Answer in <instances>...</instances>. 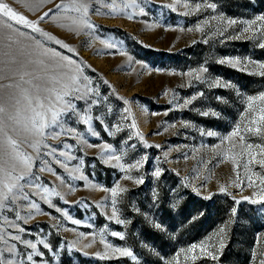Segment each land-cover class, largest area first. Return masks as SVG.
<instances>
[{
  "label": "rangeland",
  "instance_id": "obj_1",
  "mask_svg": "<svg viewBox=\"0 0 264 264\" xmlns=\"http://www.w3.org/2000/svg\"><path fill=\"white\" fill-rule=\"evenodd\" d=\"M7 2L29 19L36 20L49 9H55L60 0L46 3L35 14L24 6L31 0ZM214 2L217 4V12L227 18L243 21L264 14V0ZM170 3L172 0H151L147 4L148 15L133 20L123 16H91L92 22L98 27L99 38L115 42L126 55H120L114 49H105L99 40L93 41L89 46L88 37H76L50 20L46 19L40 24L45 31L75 48L79 53L75 59L90 65L86 68V74L99 87L102 100L107 97L106 101L94 109V115L102 116L105 123L113 129L116 124H120L123 129L112 137L104 132L99 123L94 122L100 138L87 135L88 141L95 145L107 142L118 154L124 153L126 162H133L145 155L148 157L143 168L130 173L144 177L145 183L137 186L131 181L122 180L123 174L117 168L98 158L101 151L99 147L77 146L83 147L82 152L74 150V154L85 159L83 171L89 183L86 185L84 181H70L75 186L74 193H69L66 186L59 188L65 193L68 203L55 199L54 202L67 211L71 218L81 221V224L73 225L70 220L42 204L44 211L52 213L57 219L37 215L23 225L28 230L26 239L35 241L43 238L51 244L55 256L41 248L50 264H57V261L58 264H132L130 258L101 260L94 255L97 251H104L99 242V234L102 232L109 242L131 248L139 264H168L169 261L175 264L176 253L180 248L205 241L210 245L216 244L219 228L229 219L234 222L228 226L226 247L219 261L198 258L195 264H259V259L264 258V211L261 210L264 206L251 205L243 200L235 205L231 196L219 193V184H229L235 174L231 164L223 162L217 155L222 149L215 147L221 143L220 138L232 131L237 123H246L240 119L246 110V97L264 92V78L248 75L245 71L232 69L227 65H219L215 61L219 58L239 57L264 62V49L257 46V41L244 38L236 40L218 37L205 44L201 33L186 30L181 32L179 28L194 27L198 20L204 19L210 12L185 17L180 14L184 11L182 7L177 12L164 7ZM153 23L158 27L150 29L148 25ZM211 23L215 24L214 21ZM243 26L237 24L229 32L234 35ZM50 46L73 56L54 44ZM201 65L209 68L212 78H220L233 87L209 88L206 84L195 81L189 86L190 78L180 73ZM173 72L177 74H169ZM104 80L108 81L107 85L103 83ZM201 91L204 96H198L188 108L177 109L176 102L173 105L168 103L173 93L178 98L177 102L182 103L184 98H190ZM117 97L130 103L125 105ZM108 107L112 109L110 113L107 112ZM125 108L130 109V115L124 112ZM165 111H168L167 115H164ZM203 112H208L209 115L204 116L201 114ZM213 112L217 115L213 116ZM132 119H135L147 143L160 145V148L143 146L134 136L135 130L129 126ZM182 122L190 126L184 127ZM172 124L176 127H170ZM79 127L84 129L85 126ZM201 129L205 133L213 131L217 135L202 136ZM158 132L162 134L157 135ZM251 139L257 140L255 137ZM67 142L75 144L73 140ZM77 163L78 161H72L70 166ZM157 168L162 170L158 179L152 176ZM56 170L67 176L59 167ZM41 175L44 182H50L52 186L60 184L51 174ZM185 180L190 186L185 187ZM117 182L129 189L123 196V203L118 204L122 218L131 220L126 228L107 219L111 215L110 207H96V204L110 199V192L101 191L100 188L110 189ZM91 185L97 187L93 188ZM193 186L200 188V196L193 192ZM229 191L236 199H241L238 189L229 186ZM154 192L156 197L153 196ZM251 192V189L246 188L243 195L249 196ZM210 193L213 194L212 199H203L204 195ZM130 205L139 208L140 214L133 212ZM234 206L237 208V215L231 217V208ZM57 221L58 232L53 227ZM154 223H160L164 231L156 229ZM105 226L107 232L104 231ZM0 227L6 226L0 224ZM65 228L71 230L65 231ZM110 231L124 232L125 240L111 237ZM79 233L85 235L81 237ZM93 240L95 243L91 248L79 250ZM73 241L76 242V248L69 251L67 245ZM179 264L193 262L190 257L186 261L181 254Z\"/></svg>",
  "mask_w": 264,
  "mask_h": 264
},
{
  "label": "snow or ice",
  "instance_id": "obj_2",
  "mask_svg": "<svg viewBox=\"0 0 264 264\" xmlns=\"http://www.w3.org/2000/svg\"><path fill=\"white\" fill-rule=\"evenodd\" d=\"M51 2L52 0H31L24 6L35 14L46 3ZM150 2L151 0H60L55 9H49L36 20H32L17 11L7 0H0V224L6 226L0 227V245H2L0 246V264H50L45 257V251L41 248L55 256L56 253L51 244L43 238H37L35 241L26 239L28 230L23 226L37 215H48L54 220L57 219L52 216V213L45 212L42 204L70 220L73 225L81 224V221L71 218L67 211L54 202L55 199L68 203L65 193L59 188L66 186L69 193H74L76 189L70 181H84L86 185L89 183L83 171L85 159L74 154V150L83 151V147L78 148V145L88 148L99 147L101 151L98 158L103 163L117 168L123 174L122 180L131 181L137 186L145 183L143 176H133L130 173L132 170L139 171L144 167L148 159L146 155L133 162H126L124 153L118 154L116 149L107 142L95 145L88 141L87 135L100 138L94 122L99 123L104 132L112 137L123 129L120 124H116L113 129L105 123L102 116L94 115V109L106 101L107 97L102 100L99 87L86 74V68L90 65L75 59L74 57L79 55L76 49L45 31L40 24L46 19L50 20L57 27L76 37L81 35L88 37L89 46L93 41L99 40L105 49H114L120 55H126L119 50L115 42L99 38L98 27L92 22L91 16L109 18L123 16L133 20L136 17L148 15L147 4ZM164 7H169L172 12H177L182 7L184 11L180 14L185 17L210 12V15L198 20L194 27L179 28L181 32L186 30L201 33L202 42L205 44L218 37L236 40L244 38L257 41V46L264 49V14L243 21L227 18L224 14L217 12V4L214 0H172V3ZM213 21L215 24L211 23ZM237 24L244 26L233 35L229 29ZM148 27L154 29L158 25L153 23ZM206 29H208L207 32ZM52 44L66 50L67 53H72L73 56L51 47ZM215 62L245 71L251 76L264 78V62L261 61L251 58L225 57ZM180 75H187L190 78L189 86H192V82L195 81L206 84L209 88L233 87L220 78H212L206 65L190 69ZM103 83L107 85L108 81L104 80ZM164 94L168 95L167 92ZM237 94L239 95L238 91ZM198 96H204V92L193 94L179 103L176 94L173 93L168 103L173 105L176 102L175 108L184 109L192 105ZM117 98L122 99L125 105L130 103L123 98ZM245 103L246 110L240 119L246 123H237L232 131L220 138L221 143L215 146L222 149L217 155L223 162L231 164L235 174V178L230 180L229 184H219V193L231 196L235 205H239L243 200L251 205L264 206V92L247 96ZM111 111V107H108L107 112ZM124 112L130 115L129 108H125ZM158 114L153 113V115ZM167 114L168 111H165L164 115ZM201 114L209 115L208 112ZM211 114L217 115L215 112ZM80 125L85 126L84 129H81ZM129 126L135 130L134 136L143 143L144 147L160 148V145L147 143L135 119L131 120ZM183 126L190 125L183 123ZM170 127L175 128L176 125L172 124ZM200 134L209 137L217 135L213 131L205 133L202 129ZM252 137L257 138L259 142L251 139ZM69 140L75 141V144L68 143ZM131 147L134 148L135 145ZM72 161H78V163L70 166ZM113 161L115 163H112ZM56 167L67 173V176L58 172ZM43 173L53 175L60 184L52 186L50 182H44L41 175ZM161 175L160 168L152 172V176L157 179ZM184 183L185 187L190 186L187 180ZM229 186L239 190L241 199H236V196L229 191ZM246 188L252 190L251 195H243ZM100 190L110 192V199L96 204V207H110L111 215L107 216L109 221L125 228L130 225L131 220L122 218L121 209L118 207V204L123 203V196L129 192V189L117 182L110 189L101 187ZM192 190L198 196L202 194L200 188L193 186ZM156 195L154 192L153 196L156 197ZM212 195V193L204 195L203 199L210 200ZM130 206L133 212L140 214L139 208ZM261 210L264 211V207ZM236 215L237 208L234 206L231 208V217ZM145 219L148 217L145 216ZM233 222L229 219L219 228L216 244L210 245L208 241H205L193 243L187 248H180L176 253L175 264H179L181 254L186 261L190 257L193 264L198 258L219 261L226 247L228 226ZM53 227H56L58 232L59 221ZM154 227L164 231L160 223H154ZM104 231H108L107 226ZM109 234L121 241L125 240V233L122 231H110ZM79 235L83 237L85 234L79 233ZM99 235V242L103 245L104 251H97L94 254L97 258L101 260L130 258L132 264H139L131 248L109 242L103 232ZM94 243L95 240L84 244L79 250L91 248ZM67 248L69 251L76 248V242L68 243ZM84 254L88 255L87 252ZM168 264L173 262L169 261ZM259 264H264V258L259 259Z\"/></svg>",
  "mask_w": 264,
  "mask_h": 264
}]
</instances>
